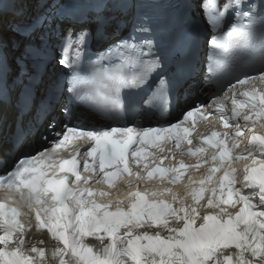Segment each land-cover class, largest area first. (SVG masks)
I'll list each match as a JSON object with an SVG mask.
<instances>
[{"label":"snow or ice","instance_id":"6c2138e0","mask_svg":"<svg viewBox=\"0 0 264 264\" xmlns=\"http://www.w3.org/2000/svg\"><path fill=\"white\" fill-rule=\"evenodd\" d=\"M205 2L215 31L201 38L185 0H0V264H264V0ZM72 3L90 14L61 11ZM164 4L166 45L145 10ZM109 29L98 59L120 64L87 83L79 57ZM201 44L228 82L174 122H123L155 106L166 66L182 86ZM79 104L113 123L84 125Z\"/></svg>","mask_w":264,"mask_h":264},{"label":"bare ground","instance_id":"6f19581e","mask_svg":"<svg viewBox=\"0 0 264 264\" xmlns=\"http://www.w3.org/2000/svg\"><path fill=\"white\" fill-rule=\"evenodd\" d=\"M9 15L5 16V27L8 25L9 21H8ZM10 33H7L6 31L4 32V36L7 38V36H9ZM7 145L5 144V150H7Z\"/></svg>","mask_w":264,"mask_h":264}]
</instances>
